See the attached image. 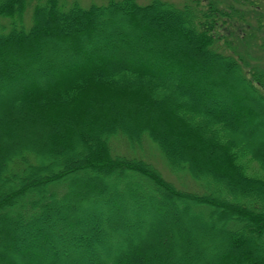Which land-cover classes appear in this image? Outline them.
Segmentation results:
<instances>
[{
    "label": "trees",
    "instance_id": "1",
    "mask_svg": "<svg viewBox=\"0 0 264 264\" xmlns=\"http://www.w3.org/2000/svg\"><path fill=\"white\" fill-rule=\"evenodd\" d=\"M68 1L0 0V54L15 56L0 61V264H22L17 242L29 235L25 264H264L263 16L247 0ZM106 16L115 24L101 25ZM119 136L137 149L148 137L203 191L176 187L143 158L113 155ZM91 169L96 181L72 189ZM81 205L100 209L99 229L84 226ZM177 206L201 216L182 218L169 210ZM152 207L165 214L146 215ZM215 213L220 229L204 220ZM139 223L141 244L130 238ZM75 242L84 255L53 258Z\"/></svg>",
    "mask_w": 264,
    "mask_h": 264
},
{
    "label": "rangeland",
    "instance_id": "2",
    "mask_svg": "<svg viewBox=\"0 0 264 264\" xmlns=\"http://www.w3.org/2000/svg\"><path fill=\"white\" fill-rule=\"evenodd\" d=\"M68 1V0H67ZM70 1H77L79 2L83 7H89L90 5L92 4H97V5H103L105 4L107 1L106 0H69L68 2L70 3ZM140 4L142 5H147L149 3H151L152 0H138ZM166 1H170V2H174L176 4H183L185 2H188L190 0H166ZM251 2V5L253 4V7L252 8H248V9H253L251 11L250 14H252L253 16H257V15H262L263 18L261 17L260 18V26H261V37L258 39V44H264V0H247L246 4L248 2ZM247 13V12H245ZM259 18V17H258ZM27 23L29 24V21H30V17L29 15L26 14V17H25ZM128 21V20H127ZM252 21V25H255V22L256 20L255 19H251ZM105 22H102L101 25H104V24H110V25H114L115 22L109 17V16H106L105 17ZM117 24V23H116ZM123 24H127L123 22ZM230 24V23H229ZM100 25L99 28H97L96 30V35L97 36H100V33H101V36L103 35V28L102 26ZM232 27H234L233 29L236 30L237 28V25H231ZM125 27L127 28V25H125ZM64 28H65V31L69 32V28L67 26L64 25ZM247 28V27H246ZM129 29V28H128ZM127 29V30H128ZM229 28L228 27H224V28H221L220 29V32L222 33H226ZM245 27L244 26H241L240 27V30H244ZM249 29V28H248ZM247 30V29H246ZM241 31V32H242ZM55 36V35H54ZM100 38H103V36ZM66 37V36H65ZM65 37H61V36H56V41L58 43H60V46L61 47H64V46H67L69 45V42H70V39L69 38H65ZM245 39V37H242ZM246 41V39H245ZM21 49V50H20ZM20 50V53L22 54L23 57H28L29 59H32V54L33 52L32 51H28L27 49H23L22 48H19ZM43 53H45V51H43ZM31 56V57H30ZM35 57H38L41 58L39 59V61L43 60V54H41V56H36ZM3 58L7 59L9 61L8 64H13V61H12V58H15V56L13 55V53L11 54V58L10 57H4L2 56V54H0V61L3 60ZM37 59V58H36ZM264 63V61L261 62V64ZM31 64H34V63H31ZM21 69V68H19ZM263 69H264V66H263ZM87 73L86 71H82L80 73H74L72 74L71 72L70 73H67L65 75H62V74H57L55 75V79H62L63 77L67 80H78L80 77V74H85ZM46 76V75H44ZM62 76V77H61ZM172 76V75H171ZM5 79L7 77H4ZM169 79H175V76L173 78L169 77ZM182 79V78H180ZM176 81V80H175ZM187 81V80H186ZM181 82V81H180ZM188 82V81H187ZM224 86H227L228 88H230L231 90H233V92H235V90L228 86L227 83L223 82ZM10 87V85H9ZM19 87V84L15 83V85H13L12 87L10 88H18ZM236 112H238V110H236ZM238 128H240L238 125H237ZM251 137V136H250ZM111 146H112V151H113V155L116 154V155H123V156H126L128 158H143L145 159L147 162H150L152 164H154L155 167H157L163 174V176L165 177L166 180H168L169 182L173 183L176 187L182 189V190H188V191H194V192H202L203 189L202 187L197 184V182L190 177V175H187L185 173H173V171L170 169L168 163L166 162L164 156L161 154L160 152V149L159 147L155 144V142L153 143V141H151L148 137L144 139L143 143H142V146H141V149H137V148H131V146L129 145V143L127 142L126 138H124L123 136H119V137H115L112 139V142H111ZM87 153L84 154V156H86ZM49 158V159H46V158ZM54 156L52 155H46L45 156V159L43 161L44 164H47V165H51L50 163V159H53ZM253 170L257 173H260L259 169L257 166H254L253 167ZM91 174L92 175H97L99 174L95 169L94 170H88L87 172H85L84 174L81 173V172H78L75 174V183H73L71 185V188L74 189L76 188L78 185H83V184H89L91 183L92 181H96V180H90L91 178ZM77 197H75L76 199ZM69 199H72V201H75L74 198H69ZM68 199V200H69ZM74 199V200H73ZM71 201V200H70ZM150 204V202L148 201L147 204ZM97 206V205H96ZM110 206V205H109ZM149 208V206H147ZM151 207V206H150ZM95 207L91 206V207H86V206H79L75 211L76 213H83L85 215H87L89 213L90 215V218H84L83 219V222H84V226L87 227V228H90L93 230V232L96 230V229H99L100 225H98L97 223L98 222H103L104 224V221H101L102 220V216L99 217L100 221L98 219V214L100 215V212L98 209H94ZM104 207L101 208L102 210V215H106V213L104 212L105 209H103ZM218 209V208H217ZM57 214H60V211H58V209H53ZM162 210V212H161ZM161 210H158L157 208H153L152 209H149L148 210V213L146 215L150 216V214L153 213V215H155L156 218L162 216V214L164 213L165 214V209H161ZM169 210H173V211H176L179 215H182L181 217L184 218L185 216L188 217V215H191V213L193 214H199V216H201V214L199 213L198 210H187V209H181L180 206H177V207H170ZM81 215V214H80ZM152 215V216H153ZM97 216V218H96ZM13 219V225H16L15 221H14V218H10V220ZM103 219H105V217H103ZM96 220V221H95ZM206 222V224L210 225L213 223V225L220 229L222 227V218L219 217V214L218 213H215L212 215V219L211 220H207V219H204ZM111 223V221L109 222V224ZM2 224L4 225L5 224V221L2 220ZM140 225H137L134 229L133 232H131V237L133 240H137V242H139V244L143 243L144 241H146V239L148 237L146 236H142L141 233H140V230L141 228H145L144 227V224L143 223H139ZM162 226L166 227V228H170L171 224H172V221L170 222L169 220H165L164 219L162 220V222L160 223ZM17 226V225H16ZM128 227V226H127ZM230 229L235 231L236 233H240L239 230L236 228V227H233V226H230ZM154 230V228H153ZM25 236L28 238V235L25 234ZM31 235H29V239H27L26 241L22 242V241H18V245L21 246L22 248V251H23V255H16L17 257H21V263L22 264H25L24 262H26V258H28L29 254L32 253L31 249H30V244L32 243V237H30ZM146 237V238H145ZM66 239H70L69 237H67ZM74 242V241H73ZM5 241H3V245H4ZM78 243L75 242V245H73V250L69 253H66V251L64 250V252H59L55 254V257H53L54 259H65V260H71L73 258H78V254L82 253V255L85 254V251H83V247L79 248V246L77 245ZM2 245V241L0 240V250H2L4 247ZM196 246L199 247V245H203L201 242H199L198 244H195ZM35 247L37 246L36 244L34 245ZM39 246V245H38ZM211 247V246H210ZM39 248V247H38ZM210 249V248H209ZM216 251V253H215ZM42 252V251H41ZM84 252V253H83ZM43 253V252H42ZM219 253H220V250L219 249H214V251H209L207 254L209 257L211 258H217L219 256ZM17 254V253H16ZM44 255H46V252L43 253ZM49 255V254H48ZM26 257V258H25ZM47 258H50V259H53L51 258V256H47ZM40 262V261H39ZM86 264H91V260L89 259H85Z\"/></svg>",
    "mask_w": 264,
    "mask_h": 264
}]
</instances>
